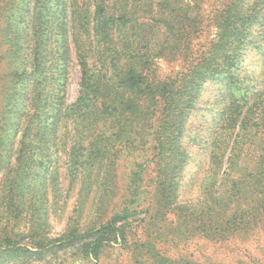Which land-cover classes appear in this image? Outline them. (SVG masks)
Instances as JSON below:
<instances>
[{
	"label": "rangeland",
	"instance_id": "1",
	"mask_svg": "<svg viewBox=\"0 0 264 264\" xmlns=\"http://www.w3.org/2000/svg\"><path fill=\"white\" fill-rule=\"evenodd\" d=\"M161 1L120 0L118 12L128 19L121 34H117L127 44H139L142 52L149 50L154 56L152 66L166 77L187 68L191 56L160 45V41L169 39L158 20ZM246 1L259 9L260 22L250 30L253 43L241 50L235 64L240 78L234 91L239 95L249 92L251 96L264 88V0ZM229 2L192 0L199 5L202 26L206 27L195 39L193 51L206 47L214 37V18ZM94 9L95 0H0V133L3 129L5 135L10 134L0 141V237L22 234L21 242H38L68 236L76 229L79 232L99 226L129 203L134 213L125 228V238H114L97 259L65 247L47 251L40 259L28 257L0 264H264V227L220 234L201 227L187 209L199 205L204 197V179L211 166L205 140L214 118L223 104L236 100L226 96V102L221 104L225 87L213 81L202 86L199 102L184 125L182 143L187 163L172 189L160 175L156 162L149 161L138 200L130 203L129 176L137 161L148 158L151 142L144 145L140 135L137 141L128 140L122 137L126 133L117 138V131L111 128L103 160L97 152L89 156L92 148L84 146L92 142V136L76 134L74 113L57 124L46 120L43 100L32 107L30 83L11 81L9 75L15 68L30 71L39 67L41 73L52 67L61 89L60 109L74 105L82 81L74 38L89 44L93 41L90 26ZM112 38L118 39V35L114 33ZM97 53L95 50L93 59L89 58L92 69L102 66V60L95 58ZM64 55L66 62L61 60ZM107 67L104 64L102 70ZM4 84L14 86L11 97H3L2 92L7 90ZM37 107V117L32 119ZM30 130L33 134L40 131L39 136L28 139ZM24 152L27 157L23 154L20 158ZM47 153L51 157H45ZM18 164L31 168L29 174L18 169ZM12 185L15 208L9 206L7 198Z\"/></svg>",
	"mask_w": 264,
	"mask_h": 264
},
{
	"label": "trees",
	"instance_id": "2",
	"mask_svg": "<svg viewBox=\"0 0 264 264\" xmlns=\"http://www.w3.org/2000/svg\"><path fill=\"white\" fill-rule=\"evenodd\" d=\"M120 4V0H95L90 26L93 41L89 44L74 38L82 67L80 95L74 105L60 109L61 89L56 82V72L50 70L52 67L41 73H38L39 67L30 71L15 68L9 75L11 81L30 83L32 107L43 100L46 120L52 119L57 124L74 113L76 134L92 136V142L84 146L85 149L89 145L92 148L89 156L97 152V155H103V160L111 139L108 133L111 128L117 131V138L126 133L122 137L128 140L137 141L140 135V142L144 145L151 142L147 149L148 158L137 161L129 176L127 191L130 203L138 200L149 161L156 162L160 175L170 182L172 189L174 180L187 163V152L182 143L185 121L199 102L202 86L208 81L219 83L225 87L221 104L226 102V96L232 95V100H236L223 104L214 118L205 140L211 166L204 179V197L199 205L192 204L187 209L192 211L190 215L199 221L201 227L220 234H239L263 228L264 88L251 96L249 92L239 95L234 91L240 78L235 64L241 50L253 43L250 30L260 22L259 9L247 4L246 0H230L214 18V37L206 47L193 51L195 39L206 28L202 26L199 5L193 4L192 0L188 3L185 0L159 2L161 15L158 20L165 28L163 34L169 37L167 41H160V45H169L173 52L191 56L187 68L162 77L152 66L154 56L151 52H142L135 42L127 44L120 35L128 19L126 14L118 12L117 5ZM114 33L118 39L112 38ZM95 50L98 51L95 58L102 60V66L92 69L89 58L93 59ZM61 60L66 62V55ZM104 64L108 65L106 70H102ZM42 84L43 89L39 90ZM4 88L7 90L2 92L3 97H11L10 91L14 86L4 84ZM37 91H43V94ZM38 108L33 109L32 119L37 117ZM39 133L33 134L30 130L28 139L31 140L32 135L38 137ZM9 136L2 129L0 141ZM23 154L28 155L27 152L20 153V158ZM45 157L49 158L51 154L47 153ZM19 164L18 169H25ZM30 169H25L27 174ZM13 191L7 198L9 206L15 208L17 200ZM133 213V208L127 203L97 227L79 232L76 229L68 236L38 242H21L22 234L6 233L0 237V263L15 259L22 261L28 257L40 259L47 251L65 247L76 248L86 258L97 259L114 238H125V228Z\"/></svg>",
	"mask_w": 264,
	"mask_h": 264
}]
</instances>
